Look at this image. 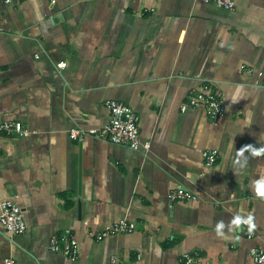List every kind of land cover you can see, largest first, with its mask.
I'll return each instance as SVG.
<instances>
[{"label": "crops", "instance_id": "0c3cea01", "mask_svg": "<svg viewBox=\"0 0 264 264\" xmlns=\"http://www.w3.org/2000/svg\"><path fill=\"white\" fill-rule=\"evenodd\" d=\"M235 1L229 11L203 0H0V122L32 131L0 135V203H15L26 223L19 235L0 224V264H185L184 253L255 264L249 250L264 248V0ZM204 84L221 94L218 120L203 107L180 111ZM106 100L137 113L148 150L69 137L107 124ZM205 150L218 153L212 165ZM178 188L194 198L170 201ZM121 219L135 229L96 238ZM64 233L77 240L76 258L49 249Z\"/></svg>", "mask_w": 264, "mask_h": 264}, {"label": "built area", "instance_id": "2783aa9c", "mask_svg": "<svg viewBox=\"0 0 264 264\" xmlns=\"http://www.w3.org/2000/svg\"><path fill=\"white\" fill-rule=\"evenodd\" d=\"M9 1V0H7ZM207 3H213L224 10H233L236 5L235 0H203ZM64 63H58V67H64ZM247 73H253L252 68H246ZM261 76L262 73L258 72ZM105 107L109 111V121L101 128L90 129L88 131L79 128H73L69 131V137L73 140L81 142L86 134L109 141L118 145H125L134 150L149 149V142H141L139 139L138 124L139 116L128 105L117 100H106ZM203 107L208 118L212 121L218 120L225 111V107L219 91L211 84H204L199 88L193 89L187 96L186 102L180 106V111L184 112L190 108ZM32 131L18 121H2L0 122V135L26 137ZM202 157L207 165H212L218 158L216 150H205ZM170 201H190L194 198L192 192L183 188H178L169 192ZM243 226L251 227L247 220L241 221ZM0 224L5 231L11 235H19L25 232L26 223L20 207L10 200L0 203ZM135 229V223L125 219L117 221L110 227L102 230L97 234L96 238L101 240L105 237L129 233ZM254 231L250 228L247 237L252 238ZM49 249L53 252H61L69 258H76L78 243L76 238L69 233L62 235L54 234L49 242ZM185 264H206L202 257L195 254L184 253L182 255ZM249 258L255 264H264V248L253 247L249 250ZM111 261L110 264H114ZM4 264H17L12 257L4 259Z\"/></svg>", "mask_w": 264, "mask_h": 264}, {"label": "clouds", "instance_id": "9594fccd", "mask_svg": "<svg viewBox=\"0 0 264 264\" xmlns=\"http://www.w3.org/2000/svg\"><path fill=\"white\" fill-rule=\"evenodd\" d=\"M248 147H252V146L249 145ZM251 219H252L251 217H248V221H249V222H251ZM251 227H255V225H254V224H251ZM221 234H222V233H221Z\"/></svg>", "mask_w": 264, "mask_h": 264}]
</instances>
